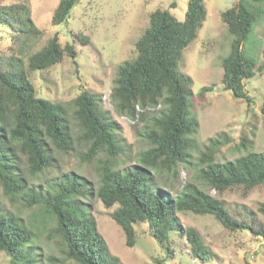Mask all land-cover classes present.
<instances>
[{
    "label": "trees",
    "instance_id": "1",
    "mask_svg": "<svg viewBox=\"0 0 264 264\" xmlns=\"http://www.w3.org/2000/svg\"><path fill=\"white\" fill-rule=\"evenodd\" d=\"M78 1L61 0L52 24L64 23ZM251 3L261 4L264 0H239L235 7L222 14L234 37L230 53L222 60L224 88L236 99L249 104L252 101L244 81L256 75L257 61L244 55V45L260 18V11L253 9ZM27 8V5L0 7V25L14 31L13 50L21 55L28 43L42 36ZM207 14L204 0H189L183 22L170 10L151 14L150 26L136 43L137 57L118 68L111 95L117 114L132 119L136 118L138 105L144 111L147 106L162 105L160 112L150 118L146 112L140 113L141 119L149 124L144 137L151 148L140 154L139 165L127 170L113 169L105 164L100 169V186L96 191L106 208L117 206L112 218L124 230L127 246L135 245V225L147 223L152 235L165 246L174 234L186 237L193 256L200 261H210L215 255L197 229L181 224L178 212L213 215L233 232L254 231L252 225L234 219L221 200L196 184H187L176 197L153 184L151 172L167 169L176 173L179 164L189 162V152L197 149L191 139L199 127L190 114L192 79L179 71V63L183 51L203 27ZM65 52L74 57V48L63 49L58 36H54L45 47L29 56V70H45L59 63ZM19 63L22 61L16 55L0 56V186L3 193L11 201L44 208L46 215L55 221L53 233L61 238L68 260L79 264H122L110 254L95 219L82 201L90 192L86 179L66 173L60 182L50 185L46 194L28 186L25 166L32 175L42 173L53 166L52 152L71 153L74 150V139L64 107L38 97L29 74ZM210 90L211 87H204L199 94L204 96ZM100 99L84 91L74 102L75 117L82 129L81 140L88 146L82 156L86 162L92 161L101 151L110 156L121 151L114 134L117 123L100 109ZM261 112L264 115V99ZM226 143L229 139L224 133L220 134L200 152L202 168L197 178L219 193L234 187L250 190L264 185V152L248 151L233 161L217 163L216 155ZM242 145L247 148L245 139ZM260 210L264 213V205ZM255 232L264 235L262 231ZM28 240L29 235L19 218L0 210V253L10 257V264H32L29 255L20 250Z\"/></svg>",
    "mask_w": 264,
    "mask_h": 264
},
{
    "label": "rangeland",
    "instance_id": "2",
    "mask_svg": "<svg viewBox=\"0 0 264 264\" xmlns=\"http://www.w3.org/2000/svg\"><path fill=\"white\" fill-rule=\"evenodd\" d=\"M60 1L0 0L1 8L27 5L34 25L42 32L41 38L28 43L21 55L13 50L14 31L9 26L0 25V56L16 55L22 61L18 65L29 74L36 95L64 107L74 139V150L71 153L52 152L53 166L42 173L32 175L25 166L28 186L46 194L50 185L60 182L66 173H75L86 179L90 183V192L81 199L95 219L110 254L122 264H264V235L255 232H264V213L260 210L264 205V185L250 190L234 187L219 193L197 178L202 168L200 152L220 134L224 133L229 143L221 146L215 159L217 163L233 161L248 151L264 152V115L261 112L264 99V3H251L253 9L260 11V18L244 45V55L257 61L256 75L244 81L252 101L249 104L246 100L236 99L223 84L222 60L230 53L234 37L229 33L222 14L235 7L239 0H204L207 18L196 39L183 51L179 63V71L192 79L190 114L198 121L199 127L191 139L197 149L189 152V162L179 164L176 173L167 169L151 172L154 186L167 191L170 196L179 195L187 184H196L221 200L234 219L254 228V231L233 232L213 215L178 212L181 224L197 229L207 248L215 255L210 261H200L193 256L186 237L174 234L169 245L165 246L152 235L147 223L135 225V245L127 246L124 230L112 218L117 206L106 208L96 194L100 186V169L105 164L113 169L127 170L139 165L140 154L151 148L144 137L149 124L141 119V115L132 119L116 112L111 95L118 68L137 57L136 43L150 26L153 12L170 10L178 21L183 22L189 0H79L64 23L53 25L52 19ZM54 36H58L63 49L67 46L74 48V57L65 52L59 63L45 70L30 71L29 56L45 47ZM86 38L87 44H84ZM204 87H211V90L201 96L199 93ZM84 91L99 96L100 109L117 123L114 134L121 151L116 156L101 151L90 162L82 159L88 146L81 140L82 129L75 117L74 102ZM149 108L144 111L148 118L157 115L163 107ZM243 139L247 148L242 145ZM0 210L14 214L24 225L29 240L20 250L29 255L32 264H79L66 258L61 238L53 233L55 221L46 215L42 206L11 201L0 186ZM0 264H10V257L4 252L0 253Z\"/></svg>",
    "mask_w": 264,
    "mask_h": 264
},
{
    "label": "built area",
    "instance_id": "3",
    "mask_svg": "<svg viewBox=\"0 0 264 264\" xmlns=\"http://www.w3.org/2000/svg\"><path fill=\"white\" fill-rule=\"evenodd\" d=\"M145 109L150 110L149 107H146ZM143 111H144V109H142V108L140 107V105L136 106V119L139 118L140 113H142ZM127 117H128V116H126V118H127ZM128 118H129V117H128Z\"/></svg>",
    "mask_w": 264,
    "mask_h": 264
}]
</instances>
